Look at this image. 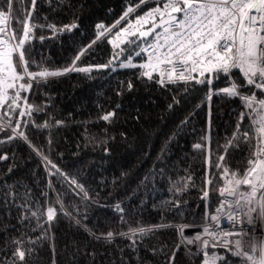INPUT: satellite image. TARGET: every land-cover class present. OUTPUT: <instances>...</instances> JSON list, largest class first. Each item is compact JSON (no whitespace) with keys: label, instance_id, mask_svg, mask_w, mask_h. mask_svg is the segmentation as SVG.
I'll use <instances>...</instances> for the list:
<instances>
[{"label":"trees","instance_id":"trees-1","mask_svg":"<svg viewBox=\"0 0 264 264\" xmlns=\"http://www.w3.org/2000/svg\"><path fill=\"white\" fill-rule=\"evenodd\" d=\"M138 3L139 0H131V3L129 0H64L63 3L37 0L33 10L31 0H20L13 4L10 31L19 29L18 35L22 34L17 18L23 20L31 11V22L45 27L34 29L33 38L26 47L31 45L37 63L42 62L49 69H63L96 40L97 24L111 27L128 7ZM153 4V0H146L135 13H142ZM47 24H54L57 29L71 24L77 27L53 33ZM109 39L112 33L92 44L76 61V67H90L91 72L73 71L51 77L39 86L34 84L30 92L22 93L29 97L30 104L43 109L32 113L35 124L48 121L52 125L41 129L30 123L24 131L31 144L42 148L43 154L62 172L83 185L88 199H83L84 193L79 189L73 192L63 182V177L49 176V170L54 172L55 169L50 165L46 169L41 156L23 139L0 144V156L8 157L0 160V261L10 264L19 247L26 255L24 261L16 257V264H166L180 243L179 232L174 226L209 223L222 199L218 189L224 185V180L217 177L215 186L206 183V178L216 171L209 167L208 153L210 148L213 160L216 155L224 154L222 147L217 151L218 146L231 137L240 113L246 111L239 97L213 95L209 102L206 85L196 84L187 92L183 91L182 84L161 87L141 77L143 69L119 67L127 62L128 51L109 67L97 68L112 59L114 49ZM121 47L129 49L126 44ZM144 59L134 56L133 63H143ZM30 70L38 69L32 67ZM233 71L239 74L238 69ZM129 82L131 90L127 87ZM226 86L229 85L223 76L212 85L214 89ZM241 91L247 93L248 89ZM260 95L257 92V96ZM173 97L179 103H173ZM169 104H173L171 109ZM22 110L23 105L16 112L9 111L5 105L0 108V121L3 125L11 121L13 126L17 122L23 126V121L29 118L18 115ZM110 111L116 112L112 122L103 121L101 117ZM56 120L63 123L55 126ZM249 124L246 116L241 128ZM7 134L10 130L6 129L0 133V139H6ZM205 136L210 137V143L202 141ZM49 139L52 141L50 148ZM196 143L204 144V150L194 149ZM246 157V146L241 144L238 148H230L225 159L230 170L243 171ZM50 182L52 188H49ZM185 183L188 187L182 192L177 193L173 188L174 184L183 188ZM8 185L12 186L16 199L13 202L10 195L5 203ZM203 190L209 191L206 200L202 199ZM58 192L67 211L78 209L81 214L86 213L83 224L96 235L127 231L128 224L136 227L137 222L146 227L160 224L173 227H161L154 234L137 240L136 251L128 247L131 240L119 235L114 236L112 243L96 240L61 214L59 204L54 203ZM176 201H179L178 208L172 206ZM117 202L124 209L128 224L120 222V214L114 209ZM24 204L31 211L20 207ZM53 205L57 218L48 238L37 240L41 229L37 227V217L31 213L37 211L39 216L44 212L39 222L47 228L44 223L46 209ZM24 216L29 219L22 221ZM16 240L22 243H14ZM27 249H32L30 255ZM187 249L190 248L181 244L172 264H203V252L190 257ZM207 251L209 255L213 252L224 255L226 250L210 247ZM228 257L233 264H240L239 258L231 257L230 253ZM217 264L222 262L217 261Z\"/></svg>","mask_w":264,"mask_h":264},{"label":"snow or ice","instance_id":"snow-or-ice-1","mask_svg":"<svg viewBox=\"0 0 264 264\" xmlns=\"http://www.w3.org/2000/svg\"><path fill=\"white\" fill-rule=\"evenodd\" d=\"M14 2L19 3L20 0H0V108L6 105L9 111L16 112L23 105L24 110L20 111L18 115L20 117L27 116L29 119L23 121V126L20 122L13 126L11 121L0 125V133H4L6 129L10 130L6 139H0V144L10 143L18 138L23 139L37 155L41 156L46 169L49 165L51 169H55L54 172L49 170V176L63 177V182L73 192L79 189L84 193L83 199H88L83 185L78 184L74 177H69L62 172L43 154L42 148H36L31 144L24 131L30 123L41 129L50 128L52 125L48 121L42 125L35 124V121L31 119L32 113L40 112L43 109L30 104L29 97L22 93L30 92L34 84L39 86L51 77L73 71L91 72L90 67H76V61L80 59L81 55H84L88 48L92 47V44L111 33L113 28H117L121 21H127L126 26L121 27L115 32L113 38L108 40L114 49L112 59L108 64L98 65L97 68L109 67L114 60L119 59L125 51H128V55L125 57L127 62L121 63L119 67H138L143 69L140 73L141 77H146L161 87H166L169 84H182L185 92L196 84L206 85L208 86L206 99L209 102L213 95H223L229 98L239 97L246 109L240 113L231 137L226 138L224 145L218 146L217 151L222 147L224 154L216 155L213 160V154L209 148V167L216 171L212 173L211 177L206 178V183L215 186L217 177L224 180V185L218 189L220 196L224 199L220 201V205L216 209L217 214L210 216L212 224L206 223L202 226L203 231L193 236H185L184 232L187 228L196 227L195 225H175L180 236V243L176 245V251L179 250L181 244L185 246L195 244L196 251L192 252L191 249H187V255L194 257L203 252V264H217V261H221L222 264H233L228 253L231 254V257L239 258L240 264H264V0H153L158 5L162 4V7L157 6L143 16H136L134 20L129 19L130 14L135 13L146 2V0H139L135 7H128L111 27L106 28L103 24H97L96 40H93L87 48L82 49L72 64L63 69H49L44 67L42 62L37 63L33 59L31 45L28 44L26 47V44L33 38L34 29L45 27V25L31 22V11L27 13L25 19L17 18L16 22L21 26L22 34L18 35L19 29L12 30L11 35L6 34L9 18L13 14ZM60 2L63 3L64 0H60ZM36 4L37 0H31L33 10H35ZM19 11L17 9V12ZM46 19L47 17H45ZM149 24L151 27H146ZM46 27L55 33L71 31L77 25H64L57 29L56 25L47 24ZM125 44L129 46L130 50L121 47ZM116 49L119 51H115ZM134 56L146 57V59L143 63L135 64L133 63ZM32 67L38 70L31 71ZM235 69L239 70V74L233 71ZM222 76L229 86L214 89L212 87L214 80H219ZM127 87L131 90L132 83L129 82ZM241 89H248V92L245 93ZM257 92L261 95L257 96ZM119 94L117 92V95ZM173 103H179V101L173 97ZM118 107L119 105H117ZM168 107L171 109L173 104H169ZM115 116L116 112L110 111L101 119L111 123ZM246 116L249 117L250 124L242 129L241 125ZM62 123L63 121L56 120L55 126ZM201 139L210 143L208 136ZM51 144L52 141L49 139V148ZM241 144L246 146V167L243 171L239 169L232 171L225 156L229 154L230 148H238ZM193 148L203 151L205 145L196 143ZM105 152H107L106 148ZM5 159H8L7 155L0 156V160ZM8 171L11 172L12 169L9 168ZM122 175L124 174L122 173ZM188 180H191V177H188ZM242 186H245L243 190ZM187 187V183L183 188L173 185L177 193L186 190ZM7 188L8 190L4 193V202L8 203L10 195L14 202L16 196L12 194V186L8 185ZM49 188H52L51 182ZM76 194L79 195V193ZM208 197L209 191L203 190L202 199L206 200ZM228 197L232 199L229 200ZM54 203L59 204L62 215L83 227L94 239H104L108 243H112L114 236L119 235L131 240L128 247L133 251L137 250V240L150 233L154 234L161 227H173V225L164 224L146 227L140 222H137V226L133 227L128 224L124 209L120 202H117L114 209L116 213L120 214V222L128 224V230L119 233L108 231L106 234L96 235L86 224H83V220L87 219L86 213L81 214L78 209L74 212L66 210L61 193H57ZM226 205L230 209L225 215L226 222L230 226L228 230L220 227V217L225 214ZM172 206L178 208L179 201H176ZM20 207L31 211L27 204L20 205ZM37 209H40L39 203H37ZM31 214L33 217H37V227L41 229V235L37 237V240L48 238L53 221L57 218L56 207L53 205L46 209L47 219L44 223L48 225L47 228H44V224L39 222L40 217L45 214L44 212L41 211L39 216L37 211H32ZM24 219H29V217H21L22 221ZM258 225L261 231L259 237L256 235ZM230 237L237 238L230 239ZM36 242L30 241V243ZM14 243L21 244L22 242L16 240ZM210 247L223 248L226 250L225 254L218 255L213 252L209 255L207 249ZM176 251L172 252L166 264H172ZM27 252L30 255L32 249H27ZM153 254H155V250H153ZM25 255V250L18 247L13 253L10 264H16V257L20 261H24ZM0 264H9V262L0 261Z\"/></svg>","mask_w":264,"mask_h":264},{"label":"built area","instance_id":"built-area-1","mask_svg":"<svg viewBox=\"0 0 264 264\" xmlns=\"http://www.w3.org/2000/svg\"><path fill=\"white\" fill-rule=\"evenodd\" d=\"M157 6H160V7H162V4H157V3H155V4H153L151 7H149L148 9H146L145 11H143L142 13H139V14H137V13H133V14H130V17H129V19H132V20H134L135 19V17L136 16H143L146 12H148L150 9H152V8H155V7H157ZM157 19H158V17H157ZM9 23H10V19H9V22H8V25H7V35H11V31H10V26H9ZM115 24V23H114ZM126 24H127V21H121V23H120V25L119 26H117V28H113L112 29V38H113V36H114V34H115V32L116 31H118L121 27H124V26H126ZM146 27H151V25L149 24V25H147ZM157 31H159V29H157ZM151 39V38H150ZM145 59H146V57H145ZM245 186H242V190H243V188H244ZM222 199H224V197H222ZM221 199V200H222ZM228 199L229 200H231L232 198L231 197H228ZM219 205H220V203H219ZM219 205L215 208V212H214V214L213 215H216L217 213H216V209L219 207ZM225 214L224 215H221V217H220V227H221V229H224V230H228V228L230 227L228 224H227V222H226V219H225V215L227 214V212L228 211H230V209H228L227 208V205L225 206ZM207 224H212V222L210 221L209 223H207ZM203 225H205V224H203ZM203 225H199V226H196V227H190V228H187L186 230H185V232H184V235L185 236H193V235H195L196 233H198V232H202L203 231ZM256 235H257V237H259V236H261V231L260 230H258V227H257V230H256ZM207 238H209V237H207ZM235 238H237V237H230V239H235ZM244 239H247V237H244ZM188 247L191 249V250H196V245L194 244V245H188Z\"/></svg>","mask_w":264,"mask_h":264},{"label":"rangeland","instance_id":"rangeland-1","mask_svg":"<svg viewBox=\"0 0 264 264\" xmlns=\"http://www.w3.org/2000/svg\"><path fill=\"white\" fill-rule=\"evenodd\" d=\"M9 26H10V23H9ZM11 30V29H10ZM0 125H3V123L0 121ZM258 227V230H260V228H259V225L257 226ZM205 238H207V237H205ZM188 246V245H187ZM189 248V247H188Z\"/></svg>","mask_w":264,"mask_h":264}]
</instances>
